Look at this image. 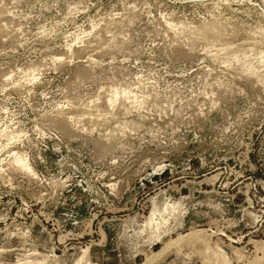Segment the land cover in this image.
Here are the masks:
<instances>
[{
  "label": "rangeland",
  "instance_id": "374dc122",
  "mask_svg": "<svg viewBox=\"0 0 264 264\" xmlns=\"http://www.w3.org/2000/svg\"><path fill=\"white\" fill-rule=\"evenodd\" d=\"M0 142V264H264V0H0Z\"/></svg>",
  "mask_w": 264,
  "mask_h": 264
},
{
  "label": "bare ground",
  "instance_id": "6f19581e",
  "mask_svg": "<svg viewBox=\"0 0 264 264\" xmlns=\"http://www.w3.org/2000/svg\"><path fill=\"white\" fill-rule=\"evenodd\" d=\"M208 31V30H207ZM207 31H203V32H206L207 33ZM114 91V90H113ZM113 91H111L110 93L111 94H113L112 96L110 95V97L108 98V102H110V103H112V102H115L114 100H115V94H117V92L116 93H113ZM118 91V90H117ZM123 91V93H125L124 92V90H122ZM119 92V91H118ZM122 93V94H123ZM120 94V93H119ZM116 96H118V95H116ZM121 96H123V95H121ZM1 143V142H0ZM3 145V144H2ZM1 146V145H0ZM4 146V145H3ZM12 164H13V167H15V168H21V169H24V170H31V167H30V165H29V163L27 162V160L23 157V156H21L20 154H14L13 153V156H12ZM216 255V254H215ZM214 255V256H215Z\"/></svg>",
  "mask_w": 264,
  "mask_h": 264
}]
</instances>
